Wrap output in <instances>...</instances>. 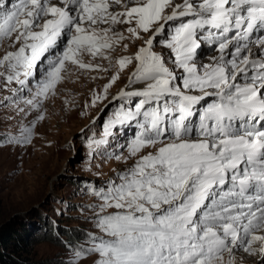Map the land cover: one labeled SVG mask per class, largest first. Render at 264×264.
<instances>
[{
    "label": "snow or ice",
    "instance_id": "snow-or-ice-1",
    "mask_svg": "<svg viewBox=\"0 0 264 264\" xmlns=\"http://www.w3.org/2000/svg\"><path fill=\"white\" fill-rule=\"evenodd\" d=\"M189 16L193 19L175 26L167 38L169 22ZM115 25L127 26L137 40L150 34L134 57L116 61L123 71L134 59L130 83L144 85L119 93L143 98L124 115L144 119L130 155L159 146L120 174L119 183L96 193L103 201L99 211L106 213L98 216L97 226L108 238L94 239L91 246L98 264H245V255L264 264V54L254 56L249 43H236L230 58L224 56L234 40L248 41L264 25V0H18L0 17V42L16 45L0 55V76L23 89L47 60L32 97L24 101L39 112L63 79L66 64L92 70L99 65L84 63V53L110 59L105 50L125 39ZM233 27L237 31L229 37ZM161 35L182 77L153 51ZM200 38L219 39L215 63H195ZM61 43L60 51L47 55ZM253 43L264 50V31ZM117 79L119 72L104 86L103 96L94 95L92 106L107 98ZM209 96L216 99L197 114L194 106ZM35 123L5 138L30 144Z\"/></svg>",
    "mask_w": 264,
    "mask_h": 264
},
{
    "label": "rangeland",
    "instance_id": "rangeland-1",
    "mask_svg": "<svg viewBox=\"0 0 264 264\" xmlns=\"http://www.w3.org/2000/svg\"><path fill=\"white\" fill-rule=\"evenodd\" d=\"M15 3L7 0L4 11L11 10ZM117 8L122 10L112 5V10ZM4 11L0 9V17ZM187 18L191 16L169 22L167 38L171 37L174 27ZM126 27L114 26L125 39L113 49L105 50L110 59L88 53L82 55L84 63L99 65V68L80 69L66 64L63 79L54 94L50 93L42 100L39 112L30 109L24 101L32 97L37 80L48 67L47 60L38 65L37 75L30 78L23 89L15 82L7 83L6 77L0 76V228H22L23 256L31 262L98 264V255L91 251V246L94 239L98 242L108 238L97 226L98 216L106 213H100L98 205L103 201L96 193L106 191L113 182L119 183L120 174L131 168L140 156L154 153L159 146L144 148L136 156L130 155L134 119H124V115L135 111L140 97H120L119 93L143 83H130L137 63L134 59L123 71H119L116 61L124 56L134 57L150 34L141 33L143 39L137 40L129 36ZM165 39L164 35L157 37L153 51L162 55L176 75L182 77L174 55L164 46ZM218 43L204 44L202 51L201 47L197 50L195 63L198 67L214 63L215 57L209 58V54L216 52ZM15 46L8 40L0 42V55ZM62 47L61 43L47 55H53ZM117 72L119 79L108 89L107 98L92 106L94 95L103 96L104 86ZM193 91L195 95L201 94L199 90ZM214 99L209 96L199 106ZM21 108L25 111L21 112ZM40 114L44 116L43 120H37ZM32 121L36 123L30 144L9 143L5 138L18 136L20 127ZM81 250H84L83 255L77 257L75 253ZM247 259L244 258L245 264H259L258 257Z\"/></svg>",
    "mask_w": 264,
    "mask_h": 264
},
{
    "label": "trees",
    "instance_id": "trees-1",
    "mask_svg": "<svg viewBox=\"0 0 264 264\" xmlns=\"http://www.w3.org/2000/svg\"><path fill=\"white\" fill-rule=\"evenodd\" d=\"M22 228H0V264H39L29 261L24 255Z\"/></svg>",
    "mask_w": 264,
    "mask_h": 264
},
{
    "label": "bare ground",
    "instance_id": "bare-ground-1",
    "mask_svg": "<svg viewBox=\"0 0 264 264\" xmlns=\"http://www.w3.org/2000/svg\"><path fill=\"white\" fill-rule=\"evenodd\" d=\"M13 1H17V0H12L11 2H13ZM54 2V1H53ZM178 2H179V0H178ZM17 3V2H16ZM15 3V4H16ZM54 3H59V0H57V1H55ZM116 10H120V9H116ZM178 19H180V18H178ZM263 30V29H262ZM259 33L261 34L262 33V31L260 30L259 31ZM207 35L208 34H205L204 35V37H207ZM231 37H234V35L233 36H231ZM261 37V35L258 37V38H260ZM205 41L203 42V41H200L199 40V42H200V45L202 44V46H200L201 47V51H202V49H204V48H202V47H204V46H206L208 43H211V44H209L208 46H213L216 42H214L213 40H210V39H204ZM241 42H245V41H235L234 40V42H233V44L232 45H230V47H229V49L228 50H226V52L224 53V56H225V59H229L230 58V53L233 51V49H234V47L236 46V43H240V44H244V43H241ZM204 44H206V45H204ZM218 45H216V47H217ZM249 47H251L252 48V53H253V55L254 56H260V55H262V54H264V50H261V49H259L256 45H255V43H253L252 45H249ZM208 48V47H207ZM206 49V48H205ZM200 54V53H199ZM220 55H221V53L219 52V50L217 49L216 50V52H214V53H210L209 54V58L210 57H215V61H214V63L219 59V57H220ZM238 82H242V80H241V78H238ZM144 87V85L143 84H137V85H134V86H132L131 87V89H129V90H127V91H134V90H139V89H142ZM244 258H248V259H251V258H253V257H248L247 255H245V257ZM247 259V260H248ZM246 260V261H247Z\"/></svg>",
    "mask_w": 264,
    "mask_h": 264
}]
</instances>
